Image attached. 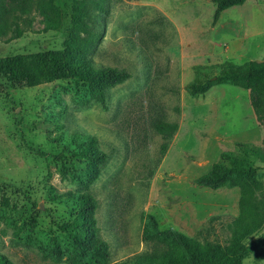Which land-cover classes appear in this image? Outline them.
Returning <instances> with one entry per match:
<instances>
[{
  "label": "rangeland",
  "instance_id": "374dc122",
  "mask_svg": "<svg viewBox=\"0 0 264 264\" xmlns=\"http://www.w3.org/2000/svg\"><path fill=\"white\" fill-rule=\"evenodd\" d=\"M213 11L211 0H110L91 58L130 78L107 91L105 108L72 80L12 88L0 76V207L3 199L9 204L4 219L0 213V253L13 264H72L68 251L54 260L40 250L50 236L65 245L58 225L76 211L66 196L51 200L55 194L95 200L98 234L107 245L100 264H130L151 250L142 240L148 215L162 230L196 237L203 226V236L225 243L238 214V189L200 188L195 180L236 143L264 148V125L247 90L225 82L191 97L186 86L203 74L215 76L224 63L264 61V0L222 12L215 25ZM68 25L66 16L60 30L41 32L37 17L33 31L0 41V58L61 50ZM161 123L176 129L162 134ZM74 133L94 136L107 156L87 188L75 175L85 163L70 155ZM257 165L264 185V164ZM213 216L218 219L208 223Z\"/></svg>",
  "mask_w": 264,
  "mask_h": 264
},
{
  "label": "trees",
  "instance_id": "16d2710c",
  "mask_svg": "<svg viewBox=\"0 0 264 264\" xmlns=\"http://www.w3.org/2000/svg\"><path fill=\"white\" fill-rule=\"evenodd\" d=\"M211 1L214 4L212 25H215L222 12L252 0ZM109 8L110 0H0V41L3 43L33 31L37 17L42 25L41 32L60 30L66 16L69 20L61 50L0 58V76L5 77L12 88L72 80L87 88L90 100L105 108L107 91L130 78L126 70L98 66L91 58L103 39L104 18L108 16ZM216 69L215 76L203 74L201 81L189 83L186 86L189 95H202L212 85L228 82L248 91L255 118L264 125V61L250 60L240 65L224 63ZM156 129L170 135L176 126L161 123ZM71 144L70 155L85 163V168L75 175L87 188L99 177L107 156L98 148L94 136L74 133ZM258 162L264 164L263 147L236 143L233 151L221 152L210 170L195 180L200 188L238 189V214L228 225L229 237L225 243L203 236V226L196 232L198 238L188 237L174 229L162 230L157 220L148 215L142 240L152 244L151 250L133 256L130 264H244L248 259L264 261V233L257 235L264 225V185L259 180L261 168ZM64 196L67 197L65 204L76 206L72 219L58 225L66 235L65 245L58 237L50 236L45 243L41 242L40 250L54 260H60L68 251L72 264H100L106 255L107 245L98 234L95 200L87 194L70 193L55 194L50 199ZM8 205L3 199L0 207L2 219ZM216 219L217 216L210 217L208 223ZM0 264L13 263L0 253Z\"/></svg>",
  "mask_w": 264,
  "mask_h": 264
}]
</instances>
